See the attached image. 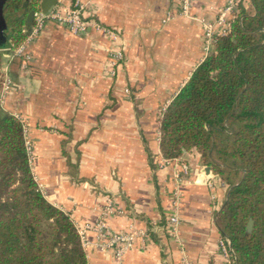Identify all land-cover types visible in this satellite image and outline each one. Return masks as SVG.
Here are the masks:
<instances>
[{"label": "crops", "instance_id": "obj_1", "mask_svg": "<svg viewBox=\"0 0 264 264\" xmlns=\"http://www.w3.org/2000/svg\"><path fill=\"white\" fill-rule=\"evenodd\" d=\"M71 1L55 11L67 13ZM230 1L194 0V19L175 0H86L85 17L99 27L75 34L48 20L24 55L0 36L1 72L12 81L2 107L23 120L36 180L83 234L88 264H115L96 245L108 208L112 233L140 232L124 264H227L216 214L230 185L196 150L166 162L159 117L208 54L202 19L220 30L218 11ZM236 4L253 13L252 0ZM175 211L181 242L166 227Z\"/></svg>", "mask_w": 264, "mask_h": 264}, {"label": "trees", "instance_id": "obj_2", "mask_svg": "<svg viewBox=\"0 0 264 264\" xmlns=\"http://www.w3.org/2000/svg\"><path fill=\"white\" fill-rule=\"evenodd\" d=\"M252 3L253 13L237 7L229 31L217 35L159 117L164 158L196 150L230 185L216 222L235 264H264V0ZM3 7L16 48L31 32L28 14L41 10L40 0H4ZM1 57L0 50V90ZM0 264H88L78 226L36 180L23 120L1 100Z\"/></svg>", "mask_w": 264, "mask_h": 264}, {"label": "built area", "instance_id": "obj_3", "mask_svg": "<svg viewBox=\"0 0 264 264\" xmlns=\"http://www.w3.org/2000/svg\"><path fill=\"white\" fill-rule=\"evenodd\" d=\"M179 3L181 15L198 19L197 17L192 16L191 14V5L194 0H175ZM86 0H72L71 8L67 13H62L59 11H52L50 14H45L41 10L34 12V25L32 30L26 40L35 39L44 29L45 24L48 20H55L59 23H63L68 26L69 30L75 34H81L88 30L90 26L99 27L100 25L94 19H88L85 17V9H86ZM237 9L236 0H231L230 3L226 4L218 11L217 25H223L220 30L216 28V24L210 23L202 19V22L205 27V50L209 53L213 47L214 41L217 35L227 33L231 27L232 20L235 17V11ZM228 15H232V19L228 21ZM107 30L111 36L115 39L119 38V33L117 31L111 30L109 28H104ZM22 42L16 48H13L16 55H24L25 52V42ZM123 53L121 51L117 52L113 56V63H118L123 59ZM29 58V56H28ZM12 85V81L9 76H3V84L1 87V94L6 93ZM27 146L32 154V147L30 141L27 139ZM32 158V155H31ZM176 159V158H173ZM166 162L169 163L172 159L164 158ZM187 173L189 171V166L186 163L182 164L181 172ZM177 180L181 181V174H177ZM214 184L210 182V186ZM112 212L111 208L106 209L99 222L95 225L94 229L98 233V240L96 245L104 250H112L114 262L115 264H124V255L125 253L134 246V239L136 236L140 234V232L128 231L126 233H112L109 229V225L107 222V215ZM179 216L176 211L169 216L167 219V230L173 237L175 241L181 242L179 237ZM80 232V231H79ZM83 243L84 236L80 232ZM220 249L223 256L227 260V264H235L234 263V251L231 247L230 240L221 236L220 238Z\"/></svg>", "mask_w": 264, "mask_h": 264}, {"label": "water", "instance_id": "obj_4", "mask_svg": "<svg viewBox=\"0 0 264 264\" xmlns=\"http://www.w3.org/2000/svg\"><path fill=\"white\" fill-rule=\"evenodd\" d=\"M59 4V0H40V8L41 11L45 14H50L52 11H54ZM4 0H0V36L7 37L6 33L9 29V23L8 20L4 14ZM34 20V11H31L28 14V21L33 22ZM211 167L207 166V171L210 172ZM253 224L254 220L253 218H250V221L248 223V231L253 230Z\"/></svg>", "mask_w": 264, "mask_h": 264}, {"label": "rangeland", "instance_id": "obj_5", "mask_svg": "<svg viewBox=\"0 0 264 264\" xmlns=\"http://www.w3.org/2000/svg\"><path fill=\"white\" fill-rule=\"evenodd\" d=\"M1 53H2V52H1ZM1 59H2V57H1ZM237 179H238V178H237ZM237 179H236V180H237ZM224 181H225V180H224Z\"/></svg>", "mask_w": 264, "mask_h": 264}]
</instances>
